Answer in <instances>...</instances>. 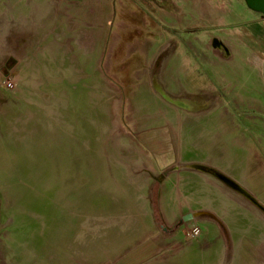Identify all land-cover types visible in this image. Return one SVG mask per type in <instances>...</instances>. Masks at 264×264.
<instances>
[{"label":"rangeland","instance_id":"rangeland-1","mask_svg":"<svg viewBox=\"0 0 264 264\" xmlns=\"http://www.w3.org/2000/svg\"><path fill=\"white\" fill-rule=\"evenodd\" d=\"M254 16L244 0H0V264H198L206 216L179 224L169 168L152 165L150 148L190 132L206 150L227 128L258 165L243 182L253 201L227 186L252 230L221 250L226 264L264 258V24ZM179 53L183 81L170 64L166 77ZM168 79L198 112L159 93ZM191 224L201 235L184 236Z\"/></svg>","mask_w":264,"mask_h":264},{"label":"crops","instance_id":"crops-1","mask_svg":"<svg viewBox=\"0 0 264 264\" xmlns=\"http://www.w3.org/2000/svg\"><path fill=\"white\" fill-rule=\"evenodd\" d=\"M249 11L251 15H255L254 21L257 25L264 24L259 13L250 9ZM244 39L248 40L249 36L245 34ZM173 54L167 59L166 77L167 74L169 75L170 64L171 78L174 76L173 70H175V74L180 76L183 81L185 74L189 72V68L183 61L182 53L176 54L178 57H176L175 62L173 61ZM193 79L196 81L195 76ZM166 81L162 91L172 99V101L166 99L167 101L181 108L185 113L198 112L199 105L196 101L200 100H186L182 97L183 91L179 90L173 79ZM173 101L181 102V104H176ZM202 101H206V99ZM208 113L211 114L210 111ZM170 128L174 129L172 125ZM173 134L174 132H172ZM210 144L209 149L207 147H205L206 150L200 148V143L194 141L190 132H187L184 143H160L152 146L150 148L151 151H154L152 165L155 168H169L164 174L169 191L167 198L168 201L170 200V202H166L167 206L173 205L177 215L191 213L193 217L195 214L197 217L206 216L200 220L203 231L200 240L196 241L199 245L195 254H199L201 258H190L189 261L192 262L195 259L198 264H226L224 250H221V246H224L225 243L223 242L224 238H228L229 235V237H233V231L248 232V230H252V227L244 221L246 214L244 207L229 192L227 186L234 188L253 201L252 192L250 193L245 188L243 182H247L248 179L251 182L253 179V176L250 175L251 167L258 164H251L253 159L252 144L246 146V149H238L234 128H227L223 137L220 135L217 141L213 139ZM258 151L260 153H256V158L260 157V154L261 157H264V149L259 148ZM258 174L257 172L254 178H257ZM233 184H237L240 189ZM262 186L264 189V184ZM256 201L258 207L264 212V196ZM262 241L264 242V238L263 240L260 238V242ZM241 245L243 246V244ZM262 251L264 253V248ZM249 259L252 261L254 258ZM255 259L256 264H264V258ZM239 264H249L248 258L239 261Z\"/></svg>","mask_w":264,"mask_h":264},{"label":"water","instance_id":"water-1","mask_svg":"<svg viewBox=\"0 0 264 264\" xmlns=\"http://www.w3.org/2000/svg\"><path fill=\"white\" fill-rule=\"evenodd\" d=\"M244 2L250 10L259 13L262 19L264 20V0H244ZM261 72L264 79V58L261 62ZM159 93L162 94V96L165 97L167 100L172 101V99L166 96L164 92H159ZM173 102L176 104H181V102H177V101H173ZM233 186L240 189V187L237 184H233ZM192 216L193 215L191 213L183 215L179 221V224L182 223L183 221L189 220L190 218H192Z\"/></svg>","mask_w":264,"mask_h":264},{"label":"built area","instance_id":"built-area-1","mask_svg":"<svg viewBox=\"0 0 264 264\" xmlns=\"http://www.w3.org/2000/svg\"><path fill=\"white\" fill-rule=\"evenodd\" d=\"M183 233L186 238H195L201 235V228L197 224H191L184 228Z\"/></svg>","mask_w":264,"mask_h":264},{"label":"bare ground","instance_id":"bare-ground-1","mask_svg":"<svg viewBox=\"0 0 264 264\" xmlns=\"http://www.w3.org/2000/svg\"><path fill=\"white\" fill-rule=\"evenodd\" d=\"M259 62H260V63H258V64H259L258 66H260V68H261V62H262V60H260Z\"/></svg>","mask_w":264,"mask_h":264}]
</instances>
